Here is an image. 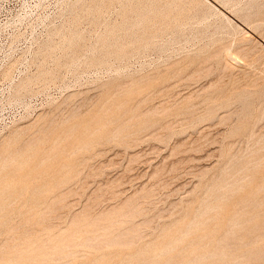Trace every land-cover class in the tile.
<instances>
[{
	"label": "rangeland",
	"instance_id": "obj_1",
	"mask_svg": "<svg viewBox=\"0 0 264 264\" xmlns=\"http://www.w3.org/2000/svg\"><path fill=\"white\" fill-rule=\"evenodd\" d=\"M98 1L0 0V164H3V167L0 165V174H6V177L0 175V187L2 190L4 188L0 194H7L6 198L2 196L5 199L0 196V207L3 208H0V211L5 212H0V219L6 221L0 222V230L3 231H0V248L3 246L0 249V264H264V0ZM226 50H235L233 54L239 58L241 56L240 61L243 63H232L233 61L226 57ZM114 54L118 57L115 58ZM185 61L189 63L186 64ZM192 65H195V69ZM4 73L6 75L2 76ZM235 87L237 89H234ZM215 90L217 92H214ZM240 90L243 92L239 95ZM236 94L239 97L235 96ZM105 100H108V103ZM237 100L241 101L236 105ZM42 115H45L44 118ZM123 118L128 122H124ZM166 121L169 123L165 124ZM95 136L99 138L96 139ZM23 139L28 142L25 144ZM58 139H61V142ZM4 150H8L9 155L8 151ZM33 161L35 163H32ZM3 162L7 163L8 167ZM7 171L13 173L8 174ZM10 174L17 177H11ZM45 174L49 176L46 177ZM17 178L23 179L20 180L25 184L20 180L19 184L16 183ZM39 180L43 183L40 184ZM32 181H37L36 185L34 182L32 184ZM5 188L10 192L9 195ZM150 191L152 193H149ZM17 192L24 194H16ZM53 195L54 197H51ZM13 196L16 197L13 199ZM9 199H13V202ZM232 199L234 201H231ZM4 202H8V206L5 203L3 207ZM43 210L45 214H42ZM28 214L32 216L29 217ZM35 217L38 218L36 220L39 224L35 223ZM22 220L25 221L22 223ZM96 226L100 228L97 229ZM218 230L221 233L219 235ZM9 234L14 235V238L11 239ZM85 237L88 243L83 240ZM64 241L69 242L65 244ZM72 245L74 246L70 247ZM36 259L38 261H35Z\"/></svg>",
	"mask_w": 264,
	"mask_h": 264
},
{
	"label": "bare ground",
	"instance_id": "obj_2",
	"mask_svg": "<svg viewBox=\"0 0 264 264\" xmlns=\"http://www.w3.org/2000/svg\"><path fill=\"white\" fill-rule=\"evenodd\" d=\"M99 1H100V0H99ZM99 1H98V2H99ZM102 1H103V0H102ZM162 1H163V0H162ZM165 1H166V0H165ZM188 1H189V0H188ZM199 1H200V0H198L197 2H199ZM90 2H91V1H90ZM90 2H89V4H90ZM94 2H95V1H94ZM104 2H105V1H104ZM106 2H107V0H106ZM137 2H138V1H137ZM155 2H156V0H155ZM155 2H154V3H155ZM168 2H170V0H169ZM168 2H167V3H168ZM192 2H193V1H192ZM100 3H101V2H100ZM110 3H111V2H110ZM163 3H164V2H163ZM183 3H184V1H183ZM87 4H88V3H87ZM98 4H99V3H98ZM108 4H109V3H108ZM144 4H145V3H144ZM161 4H162V3H161ZM165 4H166V3H165ZM176 4H177V3H176ZM190 4H191V3H190ZM193 4H195V2H194ZM96 5H97V4H96ZM106 5H107V4H106ZM182 5H183V4H182ZM84 6H85V5H84ZM88 6H89V5H88ZM88 6H87V7H88ZM94 6H95V3H94ZM97 6H98V5H97ZM103 6H105V5H103ZM100 7H101V6H100ZM100 7H99V8H100ZM147 7H148V6H147ZM182 7H184V6H182ZM190 7H191V6H190ZM90 8H91V7H90ZM92 8H93V7H92ZM97 8H98V7H96V9H97ZM101 8H102V7H101ZM124 8H125V7H124ZM184 8H185V7H184ZM186 8H187V6H186ZM193 8H194V7H193ZM133 9H135V8H133ZM90 10H91V9H90ZM98 10H99V9H98ZM126 10H127V8H126ZM138 10H139V8H138ZM157 10H158V8H157ZM94 11H95V10H94ZM102 11H103V10H102ZM121 11H124V10H121ZM131 11H132V10H131ZM133 11H134V10H133ZM135 11H137V9H136ZM151 11H152V10H151ZM172 11H173V10H172ZM185 11H186V10H185ZM188 11H189V10H188ZM99 12H101V11H99ZM125 12H126V11H125ZM96 13H97V12H96ZM96 13H95V14H96ZM122 13H123V12H122ZM217 13H218V12H217ZM91 14H92V11H91ZM98 14H99V13H98ZM156 15H157V14H156ZM176 15H178V14H176ZM221 15H222V14H221ZM95 16H96V15H95ZM98 16H99V15H97V18H98ZM163 16H164V15H163ZM173 16H174V15H173ZM173 16H172V17H173ZM158 17H159V16H158ZM160 17H161V16H160ZM133 18H134V17H133ZM150 18H151V17H150ZM177 19H178V18H177ZM177 19H176V20H177ZM160 20H161V19H160ZM170 20H171V18H170ZM222 20H223V19H222ZM163 21H164V20H163ZM157 22H158V21H157ZM160 22H162V21H160ZM160 22H159V23H160ZM147 23H148V22H147ZM154 23H155V22H154ZM155 24H156V23H155ZM155 24H154V25H155ZM160 24H161V23H160ZM168 24H169V23H168ZM170 24H171V23H170ZM152 25H153V23H152ZM144 26H145V25H144ZM173 26H175V25H173ZM158 27H160V26L158 25ZM158 27H157V28H158ZM161 27H162V26H161ZM141 28H142V27H141ZM141 28H140V29H141ZM145 29H147V28L145 27ZM141 30H142V29H141ZM166 30H167V28H166ZM134 31H135V30H134ZM128 32H129V31H128ZM136 32H137V31H136ZM147 32H148V31H147ZM147 32H146V33H147ZM150 32H151V30H150ZM157 32H158V31H157ZM121 33H122V32H121ZM146 33H145V34H146ZM148 34H149V33H148ZM132 36H133V35H132ZM139 36H140V35H139ZM139 36H138V37H139ZM156 36H157V35H156ZM107 37H108V36H107ZM147 37H148V36H147ZM115 38H116V37H115ZM104 39H105V37H104ZM153 39H154V38H153ZM78 40H80V38H79ZM129 40H130V38H129ZM69 41H70V40H69ZM101 41H102V40H101ZM118 41H119V39H118ZM145 41H146V40H145ZM74 42H75V41H74ZM74 42H73V44H74ZM130 42H131V41H130ZM137 42H138V41H137ZM137 42H136V43H137ZM141 42H142V41H141ZM78 43H79V42H78ZM100 43H101V42H100ZM136 43H134V45H135ZM138 43H139V42H138ZM67 44H69V43H67ZM147 44H148V43H147ZM220 44H221V43H220ZM227 44H228V43H227ZM235 44H236V43H235ZM235 44H234V45H235ZM237 44H238V43H237ZM78 45H79V44H78ZM125 45H126V44H125ZM228 45H229V44H228ZM55 46H56V45H55ZM63 46H64V45H63ZM65 46H66V45H65ZM67 46H68V45H67ZM100 46H101V45H100ZM138 46H139V45H138ZM225 46H226V45H225ZM52 47L56 49V47H54V46H52ZM58 47H59V46H58ZM60 47H61V46H60ZM129 47H130V46H129ZM129 47H128V48H129ZM227 47H228V46H227ZM229 47H230V46H229ZM124 48H125V46H124ZM128 48L126 47V49H128ZM223 48H225V47H223ZM235 48H236V47H235ZM238 48H239V47H238ZM51 49H52V48H51ZM133 49H134V48H133ZM226 49H227V48H226ZM247 49H248V48H247ZM247 49H246V50H247ZM52 50H53V49H52ZM57 50H58V49H57ZM118 50H119V49H118ZM124 50H125V49H124ZM219 50H220V49H219ZM242 50H243V49H242ZM53 51H54V50H53ZM53 51H52V52H53ZM113 51H114V50H113ZM116 51H117V50H116ZM128 51H129V50H128ZM208 51H209V50H208ZM208 51H207V52H208ZM215 51H216V50H215ZM217 51H218V50H217ZM221 51H223V50H221ZM221 51H220V52H221ZM226 51L228 52V54H227L226 57L229 58L230 61L232 60V61H233L232 63H234V64H242V63H243L242 61H240L241 56H240V58H239V57H237L238 55L236 56V55L233 54V53L235 52V50H234V52H233V51L231 52V51H228V50H226ZM247 51H248V50H247ZM129 52H130V51H129ZM245 52H246V51H245ZM248 52H249V51H248ZM120 53H121V52H120ZM124 53H125V52H124ZM211 53H212V52H211ZM116 54H117V53H116ZM217 54H218V53H217ZM239 54H240V53H239ZM241 54H242V53H241ZM105 55H107V54H105ZM117 55H118V54H117ZM220 55H221V53H220ZM220 55H218V56H220ZM101 56H103V54H102ZM107 56H108V55H107ZM118 56H119V55H118ZM118 56H117V57H118ZM214 56H215V54H214ZM246 56H247V55H246ZM109 57H110V55H109ZM111 57H112V56H111ZM114 57L117 58V57L115 56V54H114ZM212 57H213V56H212ZM97 58H98V57H97ZM199 58H200V56H199ZM224 58H225V57H224ZM246 58H247V57H246ZM99 59H100V58H99ZM108 59H109V58H108ZM187 59H188V58H187ZM196 59H197V58H196ZM220 59H221V58H220ZM251 59H252V58H251ZM251 59H249V60H251ZM95 60H96V59H95ZM97 60H98V59H97ZM97 60H96V61H97ZM103 60H104V58H103ZM185 60H186V59H185ZM211 60H212V59H211ZM214 60H215V59H214ZM214 60H213V61H214ZM217 60H218V59H217ZM223 60H224V59H222V63H223ZM252 60H253V59H252ZM101 61H102V60H101ZM101 61H100V62H101ZM105 61H107V60H105ZM183 61H184V60H183ZM203 61H205V60H203ZM218 61H219V60H218ZM246 61H247V60H246ZM209 62H211V61H209ZM247 62H248V61H247ZM96 63H97V62H96ZM181 63H182V62H181ZM181 63H180V64H181ZM185 63H186V61H185ZM188 63H189V62H188ZM188 63H186V64H188ZM199 63H200V61H199ZM220 63H221V62H220ZM222 63H221V64H222ZM250 63H251V62H250ZM58 64H59V63H58ZM60 64H61V63H60ZM66 64H67V63H66ZM89 64H91V61H90ZM94 64H95V63H94ZM178 64H179V63H178ZM207 64H208V63H207ZM215 64H216V63H215ZM62 65H63V64H62ZM62 65H61V66H62ZM190 65H191V64H190ZM202 65H203V63H202ZM209 65H210V63H209ZM211 65H212V64H211ZM244 65H245V61H244ZM181 66H182V65H181ZM181 66H180V68H182ZM192 66H193V65H192ZM200 66H201V65H200ZM205 66H206V62H205ZM229 66H230V65H229ZM236 66H237V65H236ZM249 66H251V65H249ZM171 67H172V66H171ZM173 67H174V66H173ZM189 67H190V66H189ZM194 67H195V65L193 66V68H194ZM196 67H197V66H196ZM219 67H220V66H219ZM221 67H222V66H221ZM174 68H175V67H174ZM197 68H198V67H197ZM202 68H203V67H202ZM222 68H224V67H222ZM227 68H228V67H227ZM230 68H232V67H230ZM233 68H234V67H233ZM165 69H166V68H165ZM170 69H171V68H170ZM175 69H176V68H175ZM191 69H192V67H191ZM194 69H195V68H194ZM172 70H173V69H172ZM196 70H197V69H196ZM207 70L210 71V69H207ZM225 70H226V68H225ZM41 71H43V70H41ZM163 71H164V70H163ZM167 71L169 72L170 70H167ZM194 72H195V71H194ZM205 72L207 73V71H204V73H205ZM219 72H220V70H219ZM223 72H225V71H223ZM228 72H229V71H228ZM228 72H226V73H228ZM41 73H42V72H40V74H41ZM44 73H45V72H44ZM44 73H43V75H44ZM46 73H47V72H46ZM220 73H221V72H220ZM164 74H165V73H164ZM164 74H163V75H164ZM183 74H184V73H183ZM183 74H182V76H184ZM191 74H192V72H191ZM197 74H198V73H197ZM200 74H201V73H200ZM230 74H231V73H230ZM5 75H6L5 73L2 74V76H5ZM38 75H39V74H38ZM45 75H46V74H45ZM161 75H162V74H161ZM166 75H167V74H166ZM166 75H165V76H166ZM170 75H171V74H170ZM207 75H208V74H207ZM220 75H221V74H220ZM223 75H224V74H223ZM40 76H42V75H40ZM51 76H52V75H51ZM151 76H152V75H151ZM155 76H156V75H155ZM155 76H154V78H155ZM157 76H158V75H157ZM157 76H156V78H157ZM168 76H169V75H168ZM174 76H175V75H174ZM192 76H193V75H192ZM199 76H200V75H199ZM217 76H218V74H217ZM245 76H246V75H245ZM260 76H261V75H260ZM204 77H207V76L204 75ZM38 78H39V76H38ZM52 78H53V76H52ZM158 78H159V76H158ZM171 78H172V76H171ZM190 78H191V76H190ZM190 78H189V79H190ZM193 78H194V76H193ZM161 79H162V76H161ZM167 79H168V78H167ZM178 79H179V78H178ZM215 79H216V78H215ZM231 79H232V78H231ZM251 79H252V76H251ZM259 79H260V78H259ZM24 80H25V79H23V81H24ZM27 80H28V79H27ZM159 80H160V79H159ZM213 80H214V79H213ZM217 80H218V79H217ZM220 80H221V79H220ZM256 80H257V78H256ZM262 80H263V79H262ZM25 81H26V80H25ZM163 81H164V80H163ZM226 81H228V80H226ZM230 81H231V80H230ZM232 81H233V80H232ZM236 81H239V80H236ZM250 81H251V80H250ZM250 81H249V82H250ZM258 81H259V80H258ZM258 81H257V82H258ZM210 82H211V81H210ZM223 82H225V81H223ZM257 82H256V83H257ZM263 82H264V81H263ZM116 83H118V82H116ZM163 83H164V82H163ZM220 83H222V81H221ZM227 83H228V82H227ZM230 83H231V82H230ZM237 83H238V82H237ZM114 84H115V83H114ZM120 84H121V83H120ZM124 84H125V83H124ZM210 84H211V83H210ZM214 84H215V83H214ZM214 84H213V85H214ZM233 84H234V83H232V85H233ZM235 84H236V83H235ZM240 84H241V83H240ZM245 84H246V83H245ZM112 85H113V84H112ZM224 85H225V84H223V86H224ZM226 85H227V84H226ZM232 85H231V86H232ZM243 85H244V84H243ZM243 85H242V86H243ZM257 85H259V84H257ZM263 85H264V84H263ZM107 86H108V85H107ZM121 86H122V85H121ZM218 86H219V85H218ZM245 86H247V85H245ZM206 87L208 88V86H206ZM206 87H205V88H206ZM209 87H210V85H209ZM211 87H212V85H211ZM221 87H222V86H221ZM226 87H227V86H226ZM243 87H244V86H243ZM253 87H254V86H253ZM253 87H252V88H253ZM255 87H256V86H255ZM110 88H111V85H110ZM203 88H204V87H203ZM213 88H214V87H213ZM215 88H216V87H215ZM215 88H214V89H215ZM219 88H220V87H219ZM228 88H230V87H228ZM231 88H232V87H231ZM104 89H105V88H104ZM115 89H116V88H115ZM118 89H119V88H118ZM118 89H116V90H118ZM123 89H124V88H123ZM208 89H209V88H208ZM211 89H212V88H211ZM221 89H222V88H221ZM221 89H220V90H221ZM224 89H225V88H224ZM234 89H237V88L235 87ZM258 89H259V88H258ZM258 89H256V90H258ZM106 90L109 91V89H106ZM220 90H219V92H221ZM245 90H246V89H245ZM150 91H151V90H150ZM152 91H153V89H152ZM154 91H155V90H154ZM204 91H205V90H204ZM204 91H202V92H204ZM206 91H207V90H206ZM206 91H205V92H206ZM211 91H212V90H211ZM222 91H223V90H222ZM236 91H237V90H236ZM241 91H242V90H240V92H238L239 95H240V93L243 92V91H242V92H241ZM249 91H251V90H249ZM262 91H263V90H262ZM119 92H120V91H119ZM143 92H144V91H143ZM148 92H149V91H148ZM202 92H201V94H203ZM214 92H217V91L215 90ZM246 92H247V91H246ZM263 92H264V91H263ZM104 93H105V92H104ZM152 93H153V92H152ZM209 93H210V91H209ZM252 93H253V92H252ZM109 94H110V93H109ZM113 94H114V93H113ZM146 94L148 95L149 93L146 92ZM153 94H155V92H154ZM206 94H207V93H206ZM225 94H226V93H225ZM250 94H251V93H250ZM254 94H255V93H254ZM260 94H262V92H260ZM149 95H150V94H149ZM189 95H190V94H189ZM191 95H192V94H191ZM211 95H212V94H211ZM213 95H214V94H213ZM213 95H212V96H213ZM227 95H228V94H227ZM243 95L245 96V93H244ZM255 95H256V94H255ZM263 95H264V94H263ZM118 96H119V94H118ZM142 96H143V95H142ZM144 96H145V94H144ZM150 96H151V95H150ZM192 96H193V95H192ZM192 96H191V97H192ZM198 96H199V95H198ZM198 96H197V97H198ZM235 96L239 97L237 94H236ZM251 96H252V95H251ZM116 97H117V96H116ZM122 97H123V96H122ZM191 97H188V98L192 99ZM194 97H196V95H195ZM209 97H210V95H209ZM209 97H208V98H209ZM224 97H225V96H224ZM224 97H223V99H225ZM226 97H227V96H226ZM241 97H242V96H241ZM245 97H247V94H246ZM103 98H104V96H103ZM114 98H115V97H114ZM136 98H137V95H136ZM138 98L140 99V97H138ZM142 98H143V97H142ZM145 98H146V97H145ZM145 98H144V99H145ZM214 98H215V96H214ZM214 98H213V99H214ZM262 98H263V96H262ZM111 99H113V98H111ZM150 99H151V98H150ZM206 99H207V98H206ZM215 99H216V98H215ZM215 99H214V100H215ZM221 99H222V98H221ZM221 99H220V100H221ZM227 99H228V98H227ZM227 99H226V100H227ZM260 99H261V98H260ZM99 100H100V99H99ZM183 100H184V99H183ZM183 100H182V101H183ZM216 100H218V99H216ZM220 100H219V102H220ZM226 100H225V101H226ZM246 100H247V99H246ZM100 101H102V100H100ZM100 101H99V102H100ZM105 101H106V100H105ZM107 101H108V100H107ZM107 101H106V102H107ZM119 101H120V99H119ZM140 101L142 102V100H140ZM140 101H137V102H140ZM146 101H147V100H146ZM189 101H190V100H189ZM203 101H204V100H203ZM208 101H209V100H208ZM210 101H211V99H210ZM225 101H224V102H225ZM227 101H228V100H227ZM238 101H239V100H237V102L234 101L235 104L238 103ZM240 101H241V100H240ZM240 101H239V102H240ZM252 101H253V100H252ZM96 102H97V101H96ZM111 102H112V101H111ZM147 102H148V101H147ZM195 102H196V101H195ZM216 102H217V101H216ZM246 102H247V101H246ZM246 102H245V103H246ZM107 103H108V102H107ZM145 103H146V102H145ZM192 103H193V102H192ZM205 103H206V101H205ZM221 103H222V102H221ZM143 104H144V103H143ZM180 104H183V103H180ZM187 104H188V100H187ZM197 104H198V103H197ZM203 104H204V103H203ZM209 104H210V103H209ZM209 104H208V105H209ZM115 105H116V104H115ZM135 105H136V104H135ZM135 105H134V106H135ZM141 105H142V104H141ZM200 105H201V104H200ZM232 105H233V104H232ZM236 105H237V104H236ZM263 105H264V104H263ZM95 106H96V105H95ZM98 106H99V104H98ZM106 106H107V105H106ZM123 106H124V105H123ZM132 106H133V105H132ZM139 106H140V105H139ZM142 106H143V105H142ZM142 106H141V107H142ZM179 106H180V105H179ZM204 106H206V105H204ZM204 106H202V107H204ZM209 106H210V105H209ZM239 106H240V105H239ZM244 106H245V105H244ZM93 107H94V106H93ZM96 107H97V106H96ZM99 107H100V106H99ZM127 107H128V106H127ZM136 107H137V106H136ZM143 107H144V106H143ZM143 107H142V111H144V110H143ZM167 107H168V106H167ZM172 107H173V106H172ZM195 107H196V106H195ZM200 107H201V106H200ZM212 107H213V105H212ZM229 107H230V106H229ZM100 108H101V107H100ZM130 108H131V107H130ZM130 108H129V110H130ZM159 108H160V107H159ZM161 108H162V107H161ZM161 108H160V109H161ZM170 108H171V106H170ZM214 108H215V107H214ZM214 108H212V109H214ZM220 108H221V107H220ZM236 108H237V107H236ZM92 109H93V108H92ZM94 109H95V108H94ZM94 109H93V110H94ZM139 109H140V108H139ZM152 109H153V108H152ZM155 109H156V108H155ZM155 109H154V110H155ZM187 109H188V107H187ZM198 109H200V108H197V110H198ZM205 109H206V108H205ZM245 109H246V108H245ZM245 109H244V111H245ZM247 109H248V108H247ZM252 109H253V108H252ZM112 110H113V109H112ZM115 110H116V109H115ZM132 110H133V109H132ZM147 110H148V108H147ZM157 110H158V109H157ZM164 110H165V109H164ZM184 110H186V109H184ZM189 110H190V109H189ZM195 110H196V109H195ZM230 110H231V109H230ZM235 110H236V109H235ZM235 110H234V114H235ZM242 110H243V109H242ZM249 110H251V109H249ZM73 111L76 112V110H73ZM77 111H78V110H77ZM104 111H105V110H104ZM117 111H118V110H117ZM122 111H123V110H122ZM155 111H156V110H155ZM168 111H169V110H168ZM210 111H211V110H210ZM212 111H213V110H212ZM226 111H227V110H226ZM228 111H229V110H228ZM252 111H253V110H252ZM93 112H94V111H93ZM95 112H96V111H95ZM120 112H121V111H120ZM148 112H149V111H148ZM152 112H153V111H152ZM156 112H157V111H156ZM161 112H162V111H161ZM163 112H164V111H163ZM196 112H197V111H196ZM196 112H194V114H195ZM200 112H201V111H200ZM207 112H208V111H207ZM214 112H215V111H214ZM232 112H233V111H232ZM249 112H250V111H249ZM77 113H78V112H77ZM117 113H118V112H117ZM126 113H127V112H126ZM139 113H140V112H139ZM142 113H143V112H142ZM149 113H150V112H149ZM153 113H154V112H153ZM153 113H152V114H153ZM189 113H190V112H189ZM236 113H237V112H236ZM239 113H241V112H239ZM247 113H248V112H247ZM254 113H255V112H254ZM254 113H253V114H254ZM67 114H68V113H67ZM74 114H75V113H74ZM89 114H90V112H89ZM91 114H92V113H91ZM115 114H116V111H115ZM129 114H130V111H129ZM140 114H141V113H140ZM155 114H156V113H155ZM196 114H197V113H196ZM210 114H211V113H210ZM250 114H251V113H250ZM100 115H101V114H100ZM143 115H144V114H143ZM145 115H147V114H145ZM145 115H144V116H145ZM173 115H174V114H173ZM183 115H184V114H183ZM200 115H201V114H200ZM200 115H199V116H200ZM203 115H204V114H203ZM212 115H213V114H212ZM231 115H233V114H231ZM237 115H238V114H237ZM254 115H255V114H254ZM42 116H43V115H42ZM44 116H45V115H44ZM44 116H43V118H44ZM73 116H74V115H73ZM73 116H72V117H73ZM75 116H76V115H75ZM84 116H85V115H84ZM133 116H134V115H133ZM147 116H148V115H147ZM156 116H157V115H156ZM165 116H166V115H165ZM174 116H175V115H174ZM178 116H179V115H178ZM186 116H187V114H186ZM196 116H197V115H196ZM196 116H195V117H196ZM225 116L227 117V115H225ZM243 116H245V115L243 114ZM243 116H242V118H243ZM250 116H251V115H250ZM46 117H47V116H46ZM64 117H65V116H64ZM86 117H88V116H86ZM138 117H139V116H138ZM148 117H149V116H148ZM151 117H153V115L150 116V118H151ZM154 117H155V116H154ZM181 117H182V116H181ZM218 117H219V116H218ZM230 117H231V116H230ZM43 118H42V119H43ZM49 118H50V117H49ZM67 118H68V117H67ZM125 118H126V117H125ZM129 118H130V117H129ZM168 118H169V117H168ZM168 118H167V119H168ZM189 118H190V117H189ZM220 118H221V117H220ZM232 118H233V117H232ZM238 118H239V117H238ZM246 118H247V116H246ZM39 119H40V118H39ZM42 119H41V120H42ZM54 119H55V118H54ZM83 119H85V118H83ZM140 119H141V118H140ZM142 119H143V118H142ZM142 119H141V120H142ZM157 119H158V118H157ZM159 119H160V118H159ZM173 119H174V117H173ZM180 119H181V118H180ZM190 119H191V118H190ZM202 119H203V118H201V120H202ZM214 119H215V118H214ZM222 119H224V118H222ZM235 119H237V117H236ZM243 119H244V118H243ZM46 120H47V119H45V121H46ZM50 120H51V119H50ZM78 120H79V118H78ZM78 120H77V121H78ZM124 120H126V119L123 118V121H124ZM132 120H133V119H132ZM135 120H136V119H135ZM144 120H145V118H144ZM163 120H164V119H163ZM185 120H186V119H185ZM187 120H188V119H187ZM191 120H192V119H191ZM215 120H216V119H215ZM228 120H229V119H228ZM232 120H233V119H232ZM237 120H238V119H237ZM245 120H246V119H245ZM37 121H38V120H37ZM58 121H60V120H58ZM73 121H75V120H73ZM73 121H72V122H73ZM126 121H127V120H126ZM137 121H138V119H137ZM154 121H156V120H154ZM168 121H169V120H168ZM168 121H166L167 123L165 122V124H168V123H169ZM170 121H171V120H170ZM194 121H195V120H194ZM40 122H41V121H40ZM48 122H49V121H48ZM124 122H125V121H124ZM127 122H128V121H127ZM144 122H145V121H144ZM219 122H220V121H219ZM234 122H235V120H234ZM242 122H244V121H242ZM252 122H253V121H252ZM44 123H45V122H44ZM49 123H50V122H49ZM57 123H58V122H57ZM74 123H75V122H74ZM80 123H81V122H80ZM88 123H89V122H88ZM122 123H123V122H122ZM131 123H133V122H131ZM158 123H159V122H158ZM162 123H164V122L162 121ZM185 123H186V122H185ZM225 123H226V122H225ZM38 124H39V123H38ZM40 124H41V123H40ZM50 124H52V123H50ZM60 124H63V123H60ZM65 124H66V123H65ZM65 124H64V125H65ZM67 124H68V123H67ZM120 124H121V123H120ZM120 124H118V126H119ZM129 124H130V123H129ZM217 124H218V123H217ZM220 124H221V123H220ZM239 124H240V123H239ZM41 125H42V124H41ZM41 125H40V126H41ZM43 125H44V124H43ZM48 125H49V124H48ZM48 125H47V126H48ZM53 125H54V124H53ZM64 125L62 126L63 128H64ZM131 125H132V124H131ZM135 125H136V124H135ZM139 125H140V124H139ZM158 125H159V124H158ZM226 125H227V124H226ZM226 125L224 124V126H226ZM251 125H252V124H251ZM263 125H264V124H263ZM58 126H59V125H58ZM58 126H57V127H58ZM72 126H73V125H72ZM87 126H88V125H87ZM122 126H123V124H122ZM128 126H129V125H128ZM154 126H156V125H154ZM154 126H153V127H154ZM161 126H162V125H161ZM167 126H168V125H167ZM232 126H234V125H232ZM260 126H262V124H261ZM32 127H33V126H32ZM35 127H36V126H35ZM37 127H38V126H37ZM49 127H50V126H49ZM55 127H56V126H55ZM99 127H100V126H99ZM156 127H157V126H156ZM158 127H159V126H158ZM164 127H165V126H164ZM168 127H169V126H168ZM249 127H250V126H249ZM33 128H34V127H33ZM33 128H30V129H33ZM45 128H46V126H45ZM72 128H73V127H72ZM76 128H77V127H76ZM83 128H84V127H83ZM125 128H126V127H125ZM160 128H161V127H160ZM170 128H172V127H170ZM229 128H230V127H229ZM229 128H228V129H229ZM243 128H245V127H243ZM260 128H261V127H260ZM56 129H57V128H56ZM79 129H80V128H79ZM79 129H78V131H79ZM84 129H86V128H84ZM100 129H101V128H100ZM107 129H108V128H107ZM107 129H106V130H107ZM135 129H136V128H135ZM163 129H164V128H163ZM165 129H166V128H165ZM173 129H174V126H173ZM176 129H177V128H176ZM176 129H175V130H176ZM178 129H179V128H178ZM250 129H251V128H250ZM258 129H259V128H258ZM33 130H34V129H33ZM35 130H36V129H35ZM44 130H45V129H44ZM58 130H59V129H58ZM123 130H124V129H123ZM136 130H137V129H136ZM157 130H158V129H157ZM160 130H161V129H159V131H160ZM166 130L168 131V129H166ZM175 130H174V131H175ZM226 130H227V129H226ZM231 130H232V129H231ZM237 130H238V129H237ZM240 130H241V129H240ZM240 130H239V131H240ZM54 131H55V130H54ZM72 131H73V130H72ZM72 131H71V132H72ZM151 131H152V130H151ZM247 131H248V129H247ZM255 131H256V130H255ZM258 131H259V130H258ZM21 132H22V131H21ZM34 132H35V131H34ZM34 132H33V133H34ZM40 132H41V131H40ZM48 132H49V131H48ZM50 132H51V131H50ZM71 132H70V133H71ZM74 132H75V131H74ZM81 132H83V131H81ZM85 132H86V131H85ZM91 132H93V131H91ZM116 132H117V131H116ZM164 132H166V131L164 130ZM225 132H226V131H225ZM240 132H241V131H240ZM242 132H243V131H242ZM244 132H245V131H244ZM256 132H257V131H256ZM256 132H255V133H256ZM12 133H13V132H12ZM29 133H30V132H29ZM33 133H32V135H33ZM42 133H43V132H42ZM44 133H45V132H44ZM64 133H66V131H65ZM76 133L78 134V132H76ZM76 133H75V134H76ZM102 133H103V132H102ZM117 133H118V132H117ZM146 133H147V132H146ZM158 133H159V132H158ZM158 133H156V134H158ZM160 133H161V132H160ZM226 133H227V132H226ZM230 133H231V131H230ZM232 133H233V131H232ZM260 133H261V131H260ZM260 133H259V134H260ZM263 133H264V132H263ZM13 134H14V133H13ZM13 134H10V135H13ZM20 134H21V133H20ZM54 134H55V133H54ZM80 134H81V133H80ZM100 134H101V133H100ZM156 134H155V135H156ZM166 134H167V133H166ZM166 134H164V135H166ZM233 134H234V133H233ZM233 134H232V135H233ZM261 134H262V133H261ZM27 135H28V134H27ZM32 135H31V136H32ZM40 135H41V134H40ZM43 135H46V134H43ZM43 135H42V136H43ZM117 135H118V134H117ZM146 135H147V134H146ZM153 135H154V134H153ZM155 135H154V136H155ZM159 135H160V134H159ZM162 135H163V134H162ZM232 135H231V136H232ZM243 135H244V133H243ZM253 135H254V134H253ZM19 136H20V135H19ZM28 136H30V135H28ZM31 136H30V137H31ZM51 136H52V135H51ZM58 136H59V135H58ZM66 136H67V135H66ZM70 136H71V135H70ZM78 136H79V135H78ZM86 136H87V134H86ZM104 136H105V135H104ZM151 136H152V135H151ZM228 136H229V135H228ZM235 136H237V135H235ZM239 136H240V135H239ZM17 137H18V136H16V138H17ZM37 137H38V136H37ZM40 137H41V136H40ZM43 137H44V136H43ZM61 137H63V136H61ZM67 137H68V136H67ZM76 137H77V136H76ZM112 137H113V135H112ZM155 137H156V136H155ZM157 137H158V136H157ZM157 137H156V138H157ZM162 137H163V136H162ZM229 137H230V136H229ZM237 137H238V136H237ZM7 138H9V137H7ZM11 138H12V137H11ZM19 138H20V137H19ZM27 138H28V137H27ZM44 138H45V137H44ZM50 138H52V137H50ZM91 138H92V137H91ZM94 138H96V136H95ZM94 138H92V140H93ZM97 138H99V137H97ZM97 138H96V139H97ZM122 138H124V137H122ZM122 138H121V139H122ZM126 138H128V137L126 136ZM141 138H142V137H141ZM143 138H144V136H143ZM232 138H234V137L232 136ZM238 138H240V137H238ZM242 138H243V137H242ZM244 138H247V137H244ZM257 138H259V136H258ZM263 138H264V137H263ZM13 139H14V138H13ZM35 139H36V138H35ZM41 139H42V137H41ZM82 139H83V138H82ZM96 139H95V141H97ZM229 139H230V138H229ZM234 139H236V138H234ZM234 139H233V140H234ZM7 140H8V139H7ZM14 140H15V139H14ZM20 140H21V139H20ZM45 140H46V139H45ZM58 140L60 141L61 139H58ZM87 140H88V139H87ZM89 140H90V139H89ZM125 140H126V139H125ZM141 140H142V139H139V141H141ZM162 140H164V139L162 138ZM220 140H221V139H220ZM261 140H262V139H261ZM26 141H27V140H26ZM26 141H25V142H26ZM32 141H33V139H32ZM34 141L36 142V140H34ZM34 141H33V142H34ZM63 141H64V140H63ZM136 141H137V140H136ZM136 141H135V142H136ZM158 141H160V140H158ZM199 141H200V140H199ZM199 141H198V142H199ZM247 141H248V140H247ZM13 142H14V141H13ZM15 142H16V141H15ZM20 142H21V141H20ZM22 142H24V139H23ZM22 142H21V143H22ZM25 142H24V143H25ZM27 142H28V141H27ZM33 142H32V143H33ZM53 142H54V141H53ZM53 142H52V143H53ZM55 142H56V141H55ZM60 142H61V141H60ZM143 142H144V141H143ZM243 142H244V140H243ZM6 143H7V142H6ZM42 143H43V142H42ZM56 143H57V142H56ZM104 143H105V142H104ZM221 143H222V141H221ZM234 143H235V142H234ZM250 143H251V141H250ZM256 143H257V142H256ZM256 143H255V144H256ZM14 144H15V143H14ZM17 144H18V143H17ZM25 144H26V143H25ZM27 144H28V143H27ZM29 144H30V143H29ZM35 144H36V143H35ZM43 144H44V143H43ZM43 144H42V145H43ZM46 144H47V143H46ZM54 144H55V143H54ZM58 144H59V143H58ZM58 144H57V145H58ZM94 144H95V143H94ZM246 144H247V146H248V143H247V142H246ZM3 145H5V144H3ZM12 145H13V144H12ZM38 145H39V144H38ZM42 145H40V147H41ZM51 145H52V144H51ZM110 145H111V144H110ZM116 145H117V144H116ZM119 145H121V144H119ZM119 145H118V146H119ZM135 145H136V144H135ZM177 145H178V144H177ZM228 145H229V144H228ZM14 146H15V145H14ZM21 146H22V145H21ZM44 146H45V145H44ZM48 146H50V145H48ZM53 146H54V145H53ZM53 146H51V147H53ZM60 146H61V144H60ZM60 146H59V147H60ZM63 146H64V145H62V147H63ZM105 146H106V145H105ZM133 146H134V145H133ZM174 146H175V145H174ZM179 146H182V145H179ZM226 146H227V145H226ZM232 146H233V145H232ZM232 146H231V147H232ZM247 146H246V148H247ZM2 147H3V146H1V148H2ZM6 147H8L7 144H6ZM9 147H10V146H9ZM12 147H13V146H12ZM17 147H18V145H17ZM27 147H29V146H27ZM42 147H43V146H42ZM55 147H56V144H55ZM62 147H61V148H62ZM75 147H76V145H75ZM97 147H98V146H97ZM99 147H100V146H99ZM131 147H132V146H131ZM177 147H178V146H177ZM182 147H183V146H182ZM194 147H195V145L193 146V148H194ZM197 147H198V146H197ZM47 148H48V147H47ZM101 148H102V147H101ZM105 148H106V147H105ZM121 148H122V147H121ZM178 148H181V147H178ZM16 149H17V148H15V151H16ZM20 149H21V148H20ZM23 149H24V148H23ZM28 149H29V148H28ZM32 149H34L33 146H32ZM48 149H49V148H48ZM59 149H60V148H59ZM84 149H85V148H84ZM173 149H174V148H173ZM186 149H187V148H186ZM191 149H192V148H191ZM18 150H19V149H18ZM37 150H38V149H37ZM37 150H36V151H37ZM39 150H40V149H39ZM70 150H71V149H70ZM126 150H127V149H126ZM230 150H231V149H230ZM242 150H244V149H242ZM249 150H250V149H249ZM263 150H264V149H263ZM0 151H1V150H0ZM4 151L7 152L8 150H4ZM15 151H14V152H15ZM21 151H22V149H21ZM50 151H51V150H50ZM68 151H69V150H68ZM173 151H174V150H173ZM178 151H179V150H178ZM228 151H229V149H228ZM247 151H248V150H247ZM11 152H12V151H11ZM16 152H17V151H16ZM33 152H34V151H33ZM57 152H58V151H57ZM101 152H102V151H101ZM251 152H252V151H251ZM28 153H29V152H28ZM30 153H31V151H30ZM38 153H39V152H38ZM48 153H49V152H48ZM65 153H67V152H65ZM85 153H86V152H85ZM89 153H90V152H89ZM177 153H179V152H177ZM177 153H176V154H177ZM234 153H235V152H234ZM15 154H16V153H15ZM18 154H20V153H18ZM26 154H27V153H26ZM26 154H24V155H26ZM31 154H32V153H31ZM34 154H35V153H34ZM43 154H44V152H43ZM87 154H88V153H87ZM87 154H86V155H87ZM174 154H175V152H174ZM223 154H224V153H223ZM239 154H240V153H239ZM3 155H4V154H3ZM5 155H6V154H5ZM8 155H9V151H8ZM13 155H14V154H13ZM29 155H30V154H29ZM37 155H40V154H37ZM64 155H65V154H64ZM64 155H63V156H64ZM76 155H77V154H76ZM94 155H95V153H94ZM172 155H173V154H172ZM237 155H238V154H237ZM30 156H31V155H30ZM41 156H42V155H41ZM74 156H75V155H74ZM238 156H239V155H238ZM3 157H5V156H3ZM7 157H8V156H7ZM24 157H25V156H24ZM27 157H29V156H27ZM35 157H36V156H35ZM38 157H39V156H38ZM59 157H60V156H59ZM87 157H88V156H87ZM91 157H92V156H91ZM1 158H2V157H1ZM9 158H10V157H9ZM22 158H23V157H22ZM30 158H31V157H30ZM39 158H40V157H39ZM55 158H56V157H55ZM55 158H54V159H55ZM57 158H58V157H57ZM74 158H75V157H74ZM76 158H77V156H76ZM131 158H132V157H131ZM131 158H130V159H131ZM231 158H232V156H231ZM13 159H14V158H13ZM13 159H12V160H13ZM19 159H20V158H19ZM23 159H25V158H23ZM27 159H28V158H27ZM31 159H32V158H31ZM42 159H43V158H42ZM44 159H45V158H44ZM48 159H50V157H49ZM48 159H47V160H48ZM59 159H60V158H59ZM67 159H68V158H67ZM78 159H79V158H78ZM78 159H76V160H78ZM132 159H134V158H132ZM2 160H3V159H2ZM21 160H22V159H21ZM40 160H41V159H40ZM62 160H63V159H62ZM136 160H137V157H136ZM239 160H240V159H239ZM0 161H1V160H0ZM4 161H5V159H4ZM22 161H23V160H22ZM35 161H36V160H35ZM53 161H54V160H53ZM55 161H56V159H55ZM58 161H59V160H58ZM58 161H57V162H58ZM78 161H79V160H78ZM81 161H82V160H81ZM9 162H10V161H9ZM24 162H25V164H26V163H27V160H25ZM45 162H46V161H45ZM49 162H51V161H49ZM49 162H48V163H49ZM66 162H69V161L66 160ZM73 162H75V160H73ZM132 162H133V161H132ZM132 162H131V163H132ZM3 163H5V162H3ZM15 163H16V162H15ZM17 163H19V162L17 161ZM32 163H35V162L33 161ZM32 163H31V164H32ZM38 163H40V162H38ZM52 163H54V162H52ZM52 163H51V164H52ZM55 163H56V162H55ZM55 163H54V164H55ZM69 163H70V162H69ZM226 163H227V162H226ZM236 163H237V162H236ZM236 163H235V164H236ZM5 164H7V163H5ZM76 164H77V163H76ZM233 164H234V163H233ZM235 164H234V165H235ZM0 165H1V164H0ZM2 165H3V164H2ZM2 165H1V167H3ZM18 165H19V164H18ZM48 165H49V164H48ZM77 165H78V164H77ZM5 166H6V165H5ZM16 166H17V165H16ZM19 166H21V163H20ZM19 166H18V167H19ZM24 166H25V165H24ZM31 166H32V165H31ZM42 166H43V165H42ZM42 166H41V167H42ZM50 166H51V165H50ZM57 166H58V164H57ZM60 166H61V165H60ZM64 166H65V165H64ZM70 166H71V165H70ZM222 166H223V165H222ZM7 167H8V164H7ZM7 167H6V168H7ZM12 167H13V166H12ZM32 167H34V166H32ZM37 167H39V166H37ZM41 167H40V168H41ZM43 167H44V166H43ZM71 167H73V166H71ZM216 167H218V165H217ZM220 167H221V166H219V168H220ZM4 168H5V167H4ZM59 168H60V167H59ZM59 168H58V170H59ZM158 168H159V167H158ZM221 168H222V167H221ZM12 169H13V168H12ZM12 169L10 168V170H12ZM23 169H24V167H23ZM48 169H49V168H48ZM51 169H52V168H51ZM73 169H74V167H73ZM161 169H162V168H161ZM172 169H173V168H172ZM4 170H5V169H4ZM19 170L22 171V169H20V168H19ZM28 170H29V173H30V169H28ZM32 170H33V168H32ZM46 170H47V168H46ZM46 170H45V172H46ZM74 170H75V169H74ZM80 170H81V169H80ZM156 170H157V169H156ZM213 170H215V169H213ZM216 170H217V169H216ZM218 170H219V169H218ZM21 171H19V172H21ZM40 171H42V170H40ZM40 171H39V172H40ZM43 171H44V169H43ZM49 171H50V170H49ZM70 171H71V170H70ZM78 171H79V170H78ZM160 171H163V170H160ZM160 171H159V172H160ZM206 171H207V170H206ZM220 171H221V170H220ZM241 171H242V170H241ZM260 171H262V170H260ZM5 172H6V170H5ZM7 172H8V171H7ZM11 172H12V171H9L8 174L11 173ZM16 172H17V170H16ZM52 172H53V171H52ZM59 172H60V171H59ZM159 172H157V173H159ZM215 172H216V171H215ZM262 172H263V171H262ZM12 173H13V172H12ZM12 173H11V174H12ZM24 173H25V172H24ZM34 173H35V172H34ZM34 173H33V174H34ZM42 173H43V172H42ZM55 173H56V172L54 171V176H55ZM61 173H63V172H61ZM76 173H77V172H76ZM205 173H207V172H205ZM216 173H217V172H216ZM260 173H261V172H260ZM260 173H259V174H260ZM263 173H264V172H263ZM11 174H10L11 177H12V176H14L15 178L17 177L15 174H14V175H11ZM21 174H22V172H21ZM30 174H31V173H30ZM35 174H37V172H36ZM51 174H52V173H51ZM93 174H94V173H93ZM155 174H156V173H155ZM218 174H219V173H218ZM227 174H228V173H227ZM0 175H2V174H0ZM56 175H57V174H56ZM72 175H73V174H72ZM94 175H95V174H94ZM96 175H97V174H96ZM157 175H158V174H157ZM202 175H203V174H202ZM219 175H220V174H219ZM4 176L6 177V174L4 175V173H3L2 177H4ZM20 176H21V175H20ZM23 176H24V174H23ZM40 176H41V175H40ZM44 176H46V174H45ZM47 176H49V175H47ZM47 176H46V177H47ZM233 176H234V175H233ZM21 177H22V176H21ZM203 177H204V176H203ZM217 177H218V175H217ZM256 177H257V176H256ZM259 177H260V176H259ZM22 178H23V177H22ZM31 178H32V176H31ZM31 178H30V179H31ZM155 178H156V177H155ZM157 178H158V177H157ZM159 178H160V175H159ZM215 178H216V177H215ZM218 178H219V177H218ZM262 178H263V176H262ZM1 179H2V178H1ZM20 179H21V178H19V179L17 178V182H16V181H15V182L18 183V181H19ZM47 179H48V178H47ZM53 179H54V178H53ZM60 179H61V178H60ZM210 179H211V178H210ZM216 179H217V178H216ZM255 179H256V178H255ZM14 180H15V179H14ZM21 180H23V179H21ZM21 180H20V181H21ZM44 180H45V178H44ZM54 180H55V179H54ZM205 180H208V179H205ZM257 180H258V179H257ZM7 181H8V180H7ZM9 181H10V180H9ZM39 181H40V180H39ZM47 181H48V180H47ZM158 181H159V180H158ZM158 181H157V182H158ZM21 182H22V181H21ZM26 182H27V181H26ZM30 182H31V181H30ZM33 182H34V181H32V184H33ZM41 182H42V181H40V184H41ZM48 182H50V181H48ZM63 182H64V181H63ZM214 182H215V180H214ZM258 182H259V181H258ZM22 183H23V182H22ZM27 183H29V182H27ZM27 183H26V184H27ZM35 183H37V181L34 182V185H36ZM42 183H43V182H42ZM203 183H206V182L203 181ZM1 184H2V182H1ZM7 184H8V183H6V185H7ZM14 184H15V183H14ZM18 184H19V183H18ZM24 184H25V183H23V185H24ZM49 184H50V183H49ZM4 185H5V184H4ZM9 185H10V183H9ZM27 185H28V184H27ZM42 185H43V184H42ZM50 185H52V184H50ZM65 185H66V184H65ZM159 185L161 186V184H159ZM0 186H1V185H0ZM16 186H17V185H16ZM46 186H47V185H46ZM214 186H215V185H214ZM250 186H251V185H250ZM1 187H2V186H1ZM1 187H0V189H1ZM3 187H4V186H3ZM24 187H26V186H24ZM15 188H16V187H15ZM17 188H18V189H19V188L22 189L21 187H17ZM41 188H42V187H41ZM48 188H49V186H48ZM66 188H67V187H66ZM148 188H149V187H148ZM152 188H153V187H152ZM215 188H216V187H215ZM25 189H26V188H25ZM27 189H28V188H27ZM36 189H37V186H36ZM38 189H39V188H38ZM111 189H113V188H111ZM145 189H146V188H145ZM194 189H195V188H194ZM3 190H4V188H3ZM3 190L1 189L0 192L2 193ZM5 190H6V193H8V192H7V188H5ZM32 190H33V189H32ZM34 190H35V189H34ZM34 190H33V191H34ZM45 190H47V189H45ZM53 190H54V189H53ZM64 190H65V189H64ZM141 190H142V188H141ZM149 190H150V189H149ZM247 190H248V189H247ZM250 190H251V189H250ZM8 191H10V190H8ZM27 191H28V190H27ZM29 191H31V190H29ZM43 191H44V190H43ZM59 191H60V189H59ZM139 191H140V190H139ZM142 191H143V190H142ZM147 191H148V190H147ZM147 191H146V192H147ZM151 191H152V190H151ZM151 191H150L149 193H152ZM198 191H199V190H198ZM206 191H208V190H206ZM245 191H246V190H245ZM245 191H244V192H245ZM62 192H63V191H62ZM137 192H138V191H137ZM4 193H5V192H4ZM4 193H3V195H4ZM9 193H10V192H9ZM9 193H8V195H9ZM14 193H15V192H14ZM19 193H20V192H19ZM19 193L17 192L16 194H19ZM44 193H48V192H43V194H44ZM53 193H54V192H53ZM58 193H59V192H58ZM194 193H195V192H194ZM206 193H207V192H206ZM215 193H216V192H215ZM246 193H247V192H246ZM11 194H12V193H11ZM11 194H10V195H11ZM16 194H15V195H16ZM20 194H24V192H23V193H20ZM38 194H39V190H38ZM50 194H51V193H50ZM56 194H57V193H56ZM139 194H140V193H139ZM144 194H145V192H144ZM3 195H2V196H3ZM6 195H7V194H6ZM6 195H4L5 198H6ZM13 195H14V194H13ZM57 195H58V194H57ZM57 195H56V196H57ZM133 195H135V194H133ZM148 195H149V194H148ZM151 195H152V194H151ZM151 195H150V196H151ZM221 195H222V194H221ZM223 195H224V194H223ZM0 196H1V194H0ZM2 196H1V197H2ZM20 196H22V195H20ZM24 196H25V195H24ZM34 196H35V195H34ZM40 196H41V194H40ZM192 196H193V195H192ZM198 196H199V195H198ZM198 196H197V198H198ZM213 196H214V195H213ZM237 196H238V195H237ZM14 197H16V196H13V199H14ZM30 197H31V196H30ZM36 197H37V195H36ZM38 197H39V195H38ZM43 197H44V196H43ZM51 197H54V195L51 196ZM66 197H67V196H66ZM199 197H200V196H199ZM209 197H210V196H209ZM209 197H208V198H209ZM220 197H222V196H220ZM243 197H245V196H243ZM5 198L2 197V199H5ZM7 198H9V196H7ZM31 198H32V197H31ZM31 198H30V199H31ZM48 198H50V197L48 196ZM55 198H56V197H55ZM64 198H65V197H64ZM135 198H136V197H135ZM140 198H141V197H140ZM147 198H148V196H147ZM258 198H259V196H258ZM13 199H12V200L9 199V201L11 200V201L13 202ZM30 199H29V200H30ZM33 199H34V198H33ZM41 199H42V198H41ZM43 199H44V198H43ZM58 199H59V198H58ZM125 199H127V198H125ZM131 199H132V198H131ZM145 199H146V197H145ZM150 199H151V198H150ZM190 199H191V198H190ZM235 199H236V198H235ZM21 200H22V199H21ZM21 200H20V201H21ZM27 200H28V198H27ZM34 200H35V199H34ZM34 200H33V201H34ZM38 200H40V197H39ZM61 200H62V199H61ZM188 200H189V199H188ZM195 200H196V199H195ZM198 200H199V199H198ZM213 200H214V199H213ZM236 200H237V199H236ZM239 200H240V199H239ZM239 200H238V201H239ZM0 201H1V200H0ZM5 201H6V200H5ZM9 201H8V202H9ZM17 201H18V200H17ZM45 201H46V200H45ZM59 201H60V200H59ZM134 201H135V200H134ZM144 201H145V200H143V202H144ZM149 201H150V200H149ZM190 201H191V200H190ZM190 201H189V202H190ZM214 201H215V200H214ZM214 201H213V202H214ZM231 201H234V199H232ZM8 202H4L3 207H4L6 204H7L6 206H8ZM14 202H15V201H14ZM23 202H24V201H23ZM46 202H47V201H46ZM63 202H64V201H63ZM185 202H186V200H185ZM195 202H196V201H195ZM211 202H212V201H211ZM5 203H6V204H5ZM19 203H21V202H19ZM42 203H43V202H42ZM50 203H51V202H50ZM145 203H146V201H145ZM147 203H148V202H147ZM179 203H180V202H179ZM209 203H210V202H209ZM9 204H10V202H9ZM26 204H27V203H26ZM32 204H34V203H31V205H32ZM36 204H38V203H36ZM40 204H41V203H40ZM46 204H47V203H46ZM56 204H57V203H56ZM58 204H60V203H58ZM63 204H64V203H63ZM63 204H62V205H63ZM119 204H120V203H119ZM119 204H118V205H119ZM136 204H138V203H136ZM139 204H140V203H139ZM229 204H230V203H229ZM229 204H228V205H229ZM0 205L2 206L1 202H0ZM10 205H11V204H10ZM10 205H9V206H10ZM19 205H20V207H21V204H19ZM23 205H24V204H23ZM44 205H45V204H44ZM48 205H49V204H48ZM62 205H61V206H62ZM64 205H65V204H64ZM120 205H121V204H120ZM131 205H132V204H131ZM224 205H225V204H224ZM230 205H232V204H230ZM41 206H42V205H41ZM49 206H50V205H49ZM49 206H47V207H49ZM53 206H54V205H53ZM88 206H89V205H88ZM138 206H142V205H138ZM179 206H180V204H179ZM182 206L184 207V204H183ZM194 206L196 207V204H195ZM194 206H193V207H194ZM10 207L13 208L12 206H10ZM18 207H19V206H18ZM18 207H17L16 210H18ZM26 207H27V206H26ZM38 207H40V206H38ZM58 207H59V206H58ZM183 207H182V210L185 208V207H184V208H183ZM195 207H194V208H195ZM226 207H228V206L226 205ZM226 207H225V208H226ZM255 207H256V206H255ZM0 208H2V207H0ZM5 208H6V207H5ZM7 208H8V207H7ZM11 208H10L9 210H11ZM22 208L24 209V207H22ZM29 208H30V207H29ZM60 208H61V207H60ZM91 208H92V207H91ZM136 208H137V207H136ZM2 209H3V208H2ZM33 209H34V207H33ZM44 209H45V208H44ZM46 209H47V208H46ZM58 209H59V208H58ZM63 209H64V208H63ZM63 209H62V210H63ZM132 209H133V208H132ZM176 209H177V208H176ZM176 209H175V210H176ZM217 209H218V208H217ZM24 210H25V209H24ZM40 210H41V209H40ZM54 210H55V209H54ZM56 210H57V209H56ZM60 210H61V209H60ZM86 210H87V209H86ZM86 210H85V211H86ZM95 210H97V209H95ZM112 210H113V209H112ZM114 210H115V209H114ZM134 210H135V209H134ZM145 210H146V209H145ZM177 210H179V209H177ZM182 210H180V211H182ZM204 210H205V209H204ZM2 211H4V210H2ZM2 211H0V212L2 213ZM14 211H15V210H13V213H14ZM41 211H42V210H41ZM45 211H46V210H45ZM92 211H94V210H92ZM102 211H104V210H102ZM125 211H126V210H125ZM191 211H192V209H191ZM191 211H190V212H191ZM226 211H227V210H226ZM21 212H22V211H21ZM26 212H27V211H26ZM89 212H90V211H89ZM94 212H95V211H94ZM96 212H97V211H96ZM106 212H107V211H106ZM121 212H124V211H121ZM143 212H144V210H143ZM143 212H142V213H143ZM145 212H146V211H145ZM182 212H184V210H183ZM4 213H5V212H4ZM4 213H2V214H4ZM28 213H29V212H28ZM39 213H40V212H39ZM43 213H44V210H43L42 214H43ZM50 213H51V212H50ZM53 213H54V212H53ZM80 213H81V212H80ZM90 213H91V212H90ZM117 213H118V212H117ZM138 213H139V212H138ZM178 213H179V212H178ZM178 213H176V214H178ZM230 213H231V212H230ZM15 214H16V213H15ZM17 214H18V212H17ZM26 214H27V213H26ZM44 214H45V213H44ZM47 214H48V213H47ZM96 214H98V213H96ZM100 214H101V212H100ZM109 214H110V212H109ZM226 214H227V213H226ZM226 214H225V215H226ZM228 214H229V211H228ZM10 215H11V214H10ZM24 215H25V214H24ZM24 215H22V216H24ZM28 215H29V214H28ZM36 215H37V213H36ZM57 215H58V214H57ZM59 215H60V214H59ZM59 215H58V216H59ZM90 215H91V214H90ZM102 215H103V214H102ZM113 215H114V214H113ZM140 215H141V213H140ZM183 215H184V214H183ZM253 215H254V214H253ZM3 216H4V215H3ZM7 216H8V215H6V217H7ZM22 216H21V218H22ZM31 216H32V215H31ZM31 216L29 215V217H31ZM39 216H40V215H39ZM95 216H96V215H95ZM16 217H17V216H16ZM24 217H25V216H24ZM26 217H27V216H26ZM75 217H76V216H75ZM87 217H88V216H87ZM111 217H112V215H111ZM7 218H8V217H7ZM18 218H19V217H18ZM21 218H20V219H21ZM53 218H54V216H53ZM79 218H80V216H79ZM91 218H92V217H91ZM104 218H105V217H104ZM107 218H109V217H107ZM2 219H3V218H2ZM25 219H26V218H25ZM36 219L38 220V218L35 217V221H36L35 223H37V220H36ZM41 219H42V218H41ZM51 219H52V218H51ZM81 219H82V218H81ZM101 219H102V218H101ZM101 219H100V220H101ZM225 219H227V218H225ZM225 219H224V220H225ZM9 220L11 221V219H8V221H9ZM14 220H15V219H14ZM14 220H13V221H14ZM26 220H28V219H26ZM31 220H32V219H31ZM73 220H74V219H73ZM73 220H72V221H73ZM87 220H88V219H87ZM87 220H86V221H87ZM126 220H127V219H126ZM131 220H132V219H130V221H131ZM173 220H174V219H173ZM3 221H5V219L2 220V221H1V219H0V222H3ZM23 221H25V220H22V223H23ZM32 221H33V220H32ZM40 221H41V220H40ZM48 221H49V220H48ZM51 221H52V220H51ZM51 221H50V222H51ZM74 221H75V220H74ZM79 221H80V220H79ZM79 221H77V222H79ZM83 221H84V220H83ZM113 221H115L114 218H113ZM118 221H119V220H118ZM121 221H122V219H121ZM130 221H129V222H130ZM174 221H175V220H174ZM5 222H6V221H5ZM11 222H12V221H11ZM20 222H21V221H20ZM46 222H47V221H46ZM98 222H99V221H98ZM102 222H103V221H102ZM108 222H109V221H108ZM108 222H107V223H108ZM127 222H128V221H127ZM148 222H149V221H148ZM169 222H170V221H169ZM169 222H168V223H169ZM188 222H190V220H189ZM224 222H225V221H224ZM17 223H18V222L16 221V224H17ZM79 223H80V222H79ZM85 223H86V222H85ZM114 223H115V222H114ZM136 223H137V222H136ZM0 224H1V223H0ZM2 224H3V223H2ZM26 224H27V223H26ZM37 224H39V223H37ZM40 224H41V223H40ZM45 224H46V223H45ZM47 224H51V223H47ZM69 224H70V223H69ZM77 224H78V223H77ZM93 224H96V223H93ZM98 224H99V223H98ZM98 224H97V225H98ZM108 224H111V222L108 223ZM143 224H144V223H143ZM145 224H147V223H145ZM19 225H20V224H19ZM30 225H31V224H30ZM79 225H81V224H79ZM112 225H113V224H112ZM129 225L131 226V224H129ZM139 225H140V224H139ZM13 226H15V225H13ZM16 226H17V225H16ZM23 226H25V224H23ZM36 226H37V225H36ZM70 226H71V224H70ZM74 226H76V224H75ZM83 226H84V225H83ZM94 226H95V225H94ZM99 226H100V225H99ZM126 226H127V225H126ZM142 226H143V225H142ZM145 226H146V225H145ZM211 226H212V224H211ZM224 226H225V225H224ZM3 227H4V226H3ZM3 227H1V228L4 229ZM28 227H30V226H27V228H28ZM34 227H35V226H34ZM37 227H38V226H37ZM49 227H50V226H49ZM49 227H48V228H49ZM79 227H80V226H79ZM88 227H89V226H88ZM97 227H98V226H96V228H97ZM100 227H102V226H100ZM100 227H98V228H100ZM124 227H125V226H124ZM143 227H144V226H143ZM12 228H13V227H12ZM18 228L20 229V226H19ZM42 228H43V227H42ZM44 228H45V227H44ZM74 228H76V227H74ZM89 228H90V227H89ZM98 228H97V229H98ZM103 228H104V227H103ZM114 228H115V227H114ZM117 228H118V227H117ZM127 228H128V227H127ZM138 228H139V227H138ZM219 228H220V227H219ZM222 228H223V227H222ZM9 229H10V228H9ZM9 229H8V230H9ZM13 229H14V228H13ZM13 229H12V230L10 229V230L13 231ZM15 229H17V228H15ZM25 229H26V228H25ZM25 229H24V230H25ZM69 229H70V228H69ZM92 229H93V228H92ZM119 229H120V228H119ZM125 229H126V228H125ZM143 229H144V228H143ZM5 230H6V229H5ZM17 230H18V229H17ZM40 230H41V228H40ZM72 230H73V229H72ZM76 230H77V229H76ZM114 230H115V229H114ZM116 230H117V229H116ZM123 230H124V229H123ZM0 231H2V230H0ZM14 231H15V230H14ZM31 231L37 232V231L32 230V229H31ZM52 231H53V230H52ZM98 231H99V230H98ZM109 231H110V230H109ZM117 231H118V230H117ZM141 231H142V230H141ZM204 231H206V230H204ZM2 232H3V231H2ZM5 232H7V231H5ZM21 232H22V231H21ZM29 232H30V231H29ZM34 232H33V233H34ZM44 232H45V231H44ZM71 232H72V231H71ZM74 232H75V231H74ZM74 232H73V233H74ZM121 232H122V231H121ZM218 232H219V230H218ZM26 233H27V232H26ZM38 233H39V232H37V234H38ZM50 233H51V231H50ZM63 233L65 234V231H64ZM83 233H84V232H83ZM87 233H88V232H87ZM94 233H95V232H94ZM108 233L110 234V232H108ZM112 233H113V232H112ZM141 233H142V232H141ZM0 234H1V232H0ZM4 234H6V233H4ZM7 234H8V233H7ZM7 234H6V235H7ZM18 234H19V233H18ZM43 234H44V233H43ZM68 234H69V232H68ZM96 234H97V233H96ZM101 234H102V233H101ZM117 234H118V232H117ZM173 234H174V233H173ZM219 234H221V233L219 232L218 235H219ZM1 235H2V234H1ZM19 235H20V234H19ZM25 235H26V234H25ZM35 235H36V234H35ZM39 235H40V234H39ZM39 235H38V237H39ZM47 235H48V234H47ZM47 235H46V236H47ZM58 235H60V234H58ZM99 235H100V234H99ZM105 235H106V234H105ZM118 235H119V234H118ZM123 235H124V234H123ZM135 235H137V234H135ZM9 236H10V234H9ZM13 236H14V235H13ZM13 236H10L11 239H12ZM21 236H22V235H21ZM40 236H41V235H40ZM65 236H66V235H65ZM70 236H72V234H71ZM85 236H86V235H85ZM91 236H92V235H91ZM124 236H125V235H124ZM141 236H142V235H141ZM3 237H4V236H3ZM5 237H6V236H5ZM17 237H18V235H17ZM43 237H44V235H43ZM52 237H53V236H52ZM52 237H50V238L52 239ZM74 237H75V236H74ZM92 237H93V236H92ZM94 237H95V236H94ZM101 237H102V236H101ZM103 237H105V236H103ZM132 237H133V236H132ZM135 237H136V236H135ZM182 237H183V236H182ZM0 238H1V237H0ZM13 238H14V237H13ZM30 238H32V237H30ZM30 238H29V239H30ZM34 238H35V237H34ZM47 238H48V236H47ZM56 238H59V237H56ZM60 238H61V236H60ZM62 238H63V237H62ZM71 238H72V237H71ZM88 238H89V237H88ZM99 238H100V237H98V239H99ZM125 238H126V237H125ZM142 238H143V237H142ZM215 238H217V237H215ZM215 238H214V239H215ZM27 239H28V238H26V241H27ZM42 239H43V238H42ZM51 239H50V240H51ZM63 239H65V238H63ZM68 239H70V238H68ZM95 239H96V238H95ZM107 239H108V238H107ZM111 239H112V238H111ZM126 239H127V238H126ZM144 239H145V238H144ZM180 239H181V237H180ZM3 240H4V239H3ZM34 240H35V239H34ZM34 240H32V241H34ZM52 240H53V239H52ZM54 240H55V237H54ZM83 240L85 241V240H86V237H85V239H83ZM91 240H92V239H91ZM99 240H100V239H99ZM101 240H103V239H101ZM5 241H6V240H5ZM8 241H9V240H8ZM23 241H24V240H23ZM29 241H30V240H29ZM36 241H38V239H36ZM47 241H48V240H47ZM61 241H62V240H61ZM70 241H71V240H70ZM77 241H78V239H77ZM81 241H82V240H81ZM84 241H83V243H84ZM89 241H90V240H89ZM93 241H94V240H93ZM96 241H97V239H96ZM105 241H106V239H105ZM128 241H129V239H128ZM137 241H138V239H137ZM137 241H136V242H137ZM11 242H13V241H11ZM21 242H22V240H21ZM21 242H19V243H21ZM58 242H59V241H58ZM64 242H65V241H64ZM68 242H69V241H68ZM68 242H65V244L68 243ZM75 242H76V239H75ZM75 242H74V243H75ZM78 242H79V241H78ZM86 242H87V240H86ZM100 242H101V241H100ZM100 242H98V243L100 244ZM102 242H104V241H102ZM113 242H114V241H113ZM113 242H111V243H113ZM116 242H117V241H116ZM126 242H127V241H125V243H126ZM130 242H131V241H130ZM130 242H128V243H130ZM144 242H145V241H144ZM2 243H3V242H2ZM31 243H33V242H31ZM31 243H30V244H31ZM44 243H45V242H44ZM51 243H52V242H51ZM56 243H57V241H56ZM70 243H71V242H70ZM76 243H77V242H76ZM76 243H75V246H76ZM81 243H82V242H81ZM87 243H88V242H87ZM109 243H110V242H109ZM133 243H134V242H133ZM212 243H213V242H212ZM7 244H8V243H7ZM14 244H15V243H14ZM14 244H13V245H14ZM22 244H23V242H22ZM30 244H29V246H31ZM34 244H35V243H34ZM47 244H48V243H47ZM71 244H73V243H71ZM71 244H70V245H71ZM89 244H91V243H89ZM107 244H108V243H107ZM115 244H116V243H115ZM121 244H122V243H121ZM214 244H215V243H214ZM0 245H1V244H0ZM20 245H21V244H20ZM26 245H27V244H26ZM49 245H50V244H49ZM49 245H48V246H49ZM52 245H53V244H52ZM60 245H61V244H60ZM63 245H64V244H63ZM82 245H84V244H82ZM93 245H94V244H93ZM103 245H104V244H103ZM109 245H110V244H109ZM236 245H237V244H236ZM5 246H6V245H5ZM39 246H40V245H39ZM73 246H74V245H72V246H70V247H73ZM78 246H79V245H78ZM78 246H77V247H78ZM88 246H90V245H88ZM97 246H98V245H97ZM123 246H124V245H123ZM213 246H214V245H213ZM2 247H3V246H2ZM2 247H1V248H2ZM11 247H12V246H11ZM14 247H15V245H14ZM14 247H13V248H14ZM19 247H20V246H19ZM27 247H28V246H27ZM27 247H26V248H27ZM42 247H44V246H42ZM77 247H76V248H77ZM91 247H92V246H91ZM1 248H0V249H1ZM37 248H38V246H37ZM48 248H49V247H48ZM55 248H56V246H55ZM68 248H69V247H68ZM68 248H67V249H68ZM74 248H75V247H74ZM80 248H81V246H80ZM85 248H86V247H85ZM89 248H90V247H88V249H89ZM96 248H98V247H96ZM101 248H103V247H101ZM115 248H116V247H115ZM196 248H197V247H196ZM212 248H213V247H212ZM34 249H35V248H34ZM51 249H52V248H51ZM63 249H64V248H63ZM70 249H71V248H70ZM77 249H78V248H77ZM108 249H109V248H108ZM252 249H253V247H252ZM35 250H36V249H35ZM48 250H49V249H48ZM84 250H86V249H84ZM242 250H243V249H242ZM246 250H247V249H246ZM42 251H43V250H42ZM44 251H45V250H44ZM52 251H53V250H52ZM59 251H60V250H59ZM67 251H68V250H67ZM71 251H72V250H71ZM78 251H80V250H78ZM110 251H111V250H110ZM129 251H130V250H129ZM234 251H235V250H234ZM239 251H240V250H239ZM3 252H5V251H3ZM6 252H8V251L6 250ZM69 252H70V251H69ZM208 252H209V251H208ZM16 253H17V252H16ZM31 253H33V252L31 251ZM42 253H43V252H42ZM59 253H60V252H59ZM61 253H62V251H61ZM63 253H64V252H63ZM77 253H78V252H77ZM164 253H165V252H164ZM203 253H204V252H203ZM17 254H18V253H17ZM39 254H40V253H39ZM39 254H38V255H39ZM44 254H45V253H44ZM47 254H48V253H47ZM50 254H51V253H50ZM165 254H166V253H165ZM199 254H201V253H199ZM2 255H3V254H2ZM38 255H37V256H38ZM52 255H53V254H52ZM52 255H51V258H52ZM55 255H56V254H55ZM166 255H167V254H166ZM0 256H1V254H0ZM25 256H26V254H25ZM62 256H63V254H62ZM62 256H61V257H62ZM65 256L67 257V253L65 254ZM163 256H164V255H163ZM2 257H3V256H2ZM6 257H7V256H6ZM35 257H36V256H34V258H35ZM44 257H45V255H44ZM44 257H43V259H42V262H43V260H44ZM46 257H47V256H46ZM46 257H45V258H46ZM53 257H54V255H53ZM56 257H57V256H56ZM59 257H60V256H59ZM61 257H60V258H61ZM13 259L15 260V257H14ZM37 259H38V258H37ZM37 259H36L35 261H38ZM52 259H53V258H52ZM52 259H51V260H52ZM92 259H93V258H91V261H92ZM174 259H175V258H174ZM14 260H13V261H14ZM22 260H23V259H22ZM27 260L30 261L29 259H27ZM48 260H49V261H47V262L49 263V262H50V258H49ZM58 260H59V258H58ZM15 261H16V260H15ZM15 261H14V263H16ZM25 261H26V260H25ZM25 261H24V262H25ZM31 261H33V259H32ZM45 261H46V260H45ZM60 261H61V260H60ZM97 261H98V260H97ZM195 261H196V260H195ZM205 261H206V260H205ZM42 262H41V263H42ZM170 262H171V261H170ZM170 262H169V263H170ZM177 262H178V261H177ZM27 263H28V262H27ZM60 263H61V262H60ZM2 264H3V263H2ZM21 264H22V263H21ZM44 264H46V262H45ZM50 264H51V262H50ZM52 264H53V263H52Z\"/></svg>",
	"mask_w": 264,
	"mask_h": 264
}]
</instances>
